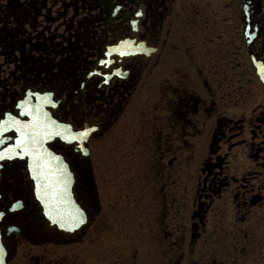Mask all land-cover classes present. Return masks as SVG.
<instances>
[{"label": "flooded vegetation", "instance_id": "1", "mask_svg": "<svg viewBox=\"0 0 264 264\" xmlns=\"http://www.w3.org/2000/svg\"><path fill=\"white\" fill-rule=\"evenodd\" d=\"M39 107L66 232L10 152ZM0 155V264H264V0H0Z\"/></svg>", "mask_w": 264, "mask_h": 264}, {"label": "water", "instance_id": "2", "mask_svg": "<svg viewBox=\"0 0 264 264\" xmlns=\"http://www.w3.org/2000/svg\"><path fill=\"white\" fill-rule=\"evenodd\" d=\"M22 135L24 148L19 147L18 149L24 153V157L29 158V169L35 181L38 197L42 199L50 221L64 232L76 227L71 222V217L78 212L81 214V211L75 199L69 165L48 145L37 143L38 137H31L29 134ZM65 187L67 191L64 190ZM60 223H64L66 227H60ZM4 259L1 257L2 262Z\"/></svg>", "mask_w": 264, "mask_h": 264}, {"label": "bare ground", "instance_id": "3", "mask_svg": "<svg viewBox=\"0 0 264 264\" xmlns=\"http://www.w3.org/2000/svg\"><path fill=\"white\" fill-rule=\"evenodd\" d=\"M38 109H37V113L36 114L35 113L33 114L32 112L30 113L31 118H34L35 121L38 120L40 117H42V110H43V108L41 107L39 110ZM43 114H45V113H43ZM41 126H42V124H41V122H39L38 124L31 125L29 127L28 126H23L22 129H24L27 132L31 131V132L39 133L40 132V129H41ZM36 136H37V134L35 135V137ZM36 142L38 143L40 141L39 140L38 141L36 140Z\"/></svg>", "mask_w": 264, "mask_h": 264}, {"label": "snow or ice", "instance_id": "4", "mask_svg": "<svg viewBox=\"0 0 264 264\" xmlns=\"http://www.w3.org/2000/svg\"><path fill=\"white\" fill-rule=\"evenodd\" d=\"M82 135L86 136L87 133H83ZM19 146L21 148H24L23 143H21V145H19ZM17 155H20V153H17ZM9 158H11V157H9ZM3 159H5V157L3 155H0V160H3ZM0 166H2V165H0ZM64 190L67 191V188L65 187ZM71 222L74 223L76 225V227H79L80 224L84 223V219H83L82 215L78 212L76 215L71 217ZM59 226L62 228L66 227V225L64 223H60Z\"/></svg>", "mask_w": 264, "mask_h": 264}]
</instances>
